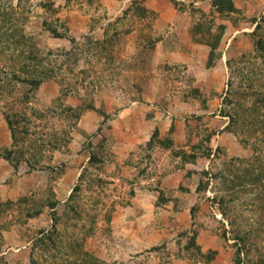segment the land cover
Masks as SVG:
<instances>
[{"label": "rangeland", "instance_id": "rangeland-1", "mask_svg": "<svg viewBox=\"0 0 264 264\" xmlns=\"http://www.w3.org/2000/svg\"><path fill=\"white\" fill-rule=\"evenodd\" d=\"M135 1L148 10L145 17ZM47 2L0 0L57 60L54 77L24 102L28 90L15 85L12 52L0 48V264H65L85 252L103 264H236L239 248L241 264H264L258 192L226 194L217 178L264 160V130L225 131L223 113L230 110L226 90L241 85L249 94L254 82L253 91L264 92L261 56L249 35L256 19L264 36V0H234L239 11L225 17L212 0H51L56 11ZM201 18L226 25L222 61L211 69L206 46L190 34ZM246 99L262 101L264 119V97ZM6 115L36 141L18 168L4 158L13 149ZM167 139L172 144L164 148ZM183 153L198 157L184 165ZM94 154L98 161H89ZM202 171L210 174L204 192ZM46 233L56 246L35 245ZM194 233L203 252L217 251L211 262L185 249Z\"/></svg>", "mask_w": 264, "mask_h": 264}, {"label": "trees", "instance_id": "trees-1", "mask_svg": "<svg viewBox=\"0 0 264 264\" xmlns=\"http://www.w3.org/2000/svg\"><path fill=\"white\" fill-rule=\"evenodd\" d=\"M46 8L50 10H55L54 3L49 0L47 2ZM174 5H178L177 2H173ZM138 1H135L133 5L135 6L137 14L141 17H145L148 13L146 7L139 5ZM212 7L215 9L216 13L221 17H225L226 15H231L237 13L239 10L236 7L234 0H212ZM197 21L190 29L191 38L195 43H199L201 45L206 46L207 52V61L206 68L211 69L215 67L220 61H222L223 53L221 49V43L223 39V35L226 31L225 24H218L217 26L214 24V20L203 19ZM15 15L14 12H10L9 10H5L0 8V48L6 47L12 53L13 60L15 62L12 70L13 80L15 81L16 86H20L23 88H27V93H22V101L28 102L30 99V94L34 93L46 80L53 78L54 70L57 65V60L52 58L54 53L50 50L48 52H44L40 50L38 46L32 42V40L25 34L23 27L18 23H14ZM253 24H256L255 30L251 32L249 35L254 39V48L261 56L262 67L260 68V72L264 71V36L261 34V24L256 20H252ZM48 30L55 36L61 37L58 34L56 28H48ZM232 42L230 47L232 46ZM227 55H229L227 53ZM227 64L229 68H232V59L231 57L227 58ZM244 76V73L241 74ZM257 75V74H255ZM249 77V76H247ZM250 81H253L252 78H249ZM228 87L234 89L233 83L229 82ZM248 89H250L249 94H246L245 89L241 88L239 85L233 92L230 90H226V95L223 98V103L229 105L230 110L223 111L224 115L229 118V123L224 127L225 131H230L235 134L239 133V131L243 132L244 130H249L253 127V131H262L264 130V119H262L261 114V106L262 101L255 99L253 102L249 104L248 99H246L250 95L254 96H263L264 92L260 90V92H255L254 90V82L249 83ZM252 91V92H251ZM259 91V89H258ZM251 93V94H250ZM20 94V93H19ZM63 96L59 97V100H62ZM64 106V105H63ZM88 109H94L93 105L87 106ZM52 110L51 112H53ZM63 113L70 114L71 118L79 119L80 114L78 110H73L70 107H63ZM26 115V114H25ZM23 115L22 118L25 116ZM9 129L11 131V137L13 141V149H6L4 158L12 162L15 168H18L22 159H25L27 153H30L31 148L36 146V141L30 140L27 129L21 128L20 122L15 121L10 117V115L5 116ZM28 120H30L28 118ZM31 121V120H30ZM24 130V132H20L19 130ZM237 129V130H236ZM239 129V131H238ZM172 131V128L171 130ZM158 130L154 133V138H157ZM156 140V141H157ZM154 140L148 142L147 146L152 148ZM207 141H210V137L207 138ZM160 143H162L160 141ZM164 148L169 147L172 144V140L167 139L165 143H162ZM206 157H210L212 152L211 149L208 150ZM198 156L194 153H183L182 161L185 165L186 163L195 162ZM91 162H97L98 158L94 154L89 158ZM29 164L30 162L26 160ZM246 162V161H244ZM202 178L199 181V191L204 192L207 190L209 186V173L207 171L201 172ZM220 179V190L226 194H234L238 191H253L256 190L258 194H256V202H258V208L262 215L264 216V160L260 157L254 158L252 161L248 162V164L243 165L234 174H229L228 169L222 171L219 176ZM75 190V189H74ZM168 199L161 193L159 196V205H163ZM178 200L176 199L175 202ZM19 202H27L25 198L19 200ZM213 202V201H212ZM220 207L224 204V198H221L219 201ZM59 202H53L50 204L51 208H55ZM31 214L29 217H32ZM44 232V231H43ZM198 234L194 233L192 237H190L188 245L185 246V249L188 251H192V258L195 257L196 261L198 259L203 262H211L215 256L217 255L216 250H209L207 252H203L201 247L197 245L196 239ZM225 237V233L223 234ZM55 244L54 239L50 233L43 234V236L38 240L35 245H48ZM240 243V242H239ZM166 244L162 245L161 248H165ZM160 247H154L153 251H159ZM241 252L242 248H239L236 252V264H241ZM65 264H103V262H99L91 258V255L85 252L84 257L79 260H66Z\"/></svg>", "mask_w": 264, "mask_h": 264}, {"label": "crops", "instance_id": "crops-1", "mask_svg": "<svg viewBox=\"0 0 264 264\" xmlns=\"http://www.w3.org/2000/svg\"><path fill=\"white\" fill-rule=\"evenodd\" d=\"M173 264H177V261H176V262H174ZM181 264H185V262H182Z\"/></svg>", "mask_w": 264, "mask_h": 264}]
</instances>
